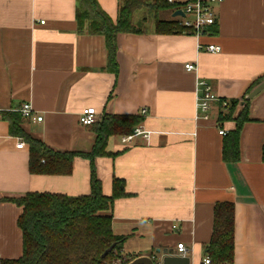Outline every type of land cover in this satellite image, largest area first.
I'll use <instances>...</instances> for the list:
<instances>
[{"label": "crops", "instance_id": "obj_1", "mask_svg": "<svg viewBox=\"0 0 264 264\" xmlns=\"http://www.w3.org/2000/svg\"><path fill=\"white\" fill-rule=\"evenodd\" d=\"M120 1L98 0L113 21ZM76 9L77 0H0V199L34 191L91 193V160L84 156H74L69 174L31 172L29 145L11 132L5 113H19L29 102L42 120L22 116L23 131L53 150L83 153L96 140L94 128L80 123L85 108H95L97 122L107 114L139 115L136 127L147 136L122 141L112 135L111 154L94 158L104 195H112L115 178L123 181L126 195L115 198L108 213L113 231L127 237L124 250L178 254L183 242L190 264H201L215 207L231 202L233 264H264V89L250 99L240 158L223 153L243 98L264 80V0L213 3L216 23L201 35L157 33L155 13L140 10L134 20L143 31L117 36V73L108 66L105 36L79 31ZM174 12L160 10L159 18ZM189 62L195 70L185 68ZM200 79L220 99L239 101L234 117L220 116L228 108L218 101L204 117ZM21 212L16 203L0 201V259L23 253Z\"/></svg>", "mask_w": 264, "mask_h": 264}, {"label": "trees", "instance_id": "obj_2", "mask_svg": "<svg viewBox=\"0 0 264 264\" xmlns=\"http://www.w3.org/2000/svg\"><path fill=\"white\" fill-rule=\"evenodd\" d=\"M176 6L167 0H121L117 19L113 21L98 0H77L76 19L79 31L105 36L108 66L117 73V36L120 33L143 31L140 25L135 24V14L138 11L155 13L154 29L157 33L194 34L178 25V16L165 20L159 18L160 10L175 11ZM211 27L204 32L210 31ZM243 100L245 107L235 118L236 129L223 147L224 157L232 161L240 158V133L243 124L249 119L250 100ZM238 103L237 99L229 100L228 111L221 112L220 116L228 119L234 117ZM4 117L10 121L11 132L29 145L30 170L33 173L69 174L75 155L89 158L91 193L71 196L34 191L19 197L1 198L0 201L14 202L22 208L18 225L22 230L23 253L16 259H0V264H126L138 256L139 254L124 250L127 237L113 231L112 216L108 213L114 199L126 195L123 187L121 189L123 181L115 178L112 195H104L96 174L94 158L111 154L107 151L109 137L131 134L142 122V116L107 114L100 122L87 125L94 128L96 140L92 150L86 153L60 152L49 148L23 131L19 126L22 117L20 112L5 113ZM262 158L264 160V144ZM234 214L235 208L231 202L219 203L215 207L214 231L206 246V255L211 258L212 264H233ZM114 243V248L106 256H102ZM149 255L154 254L152 252Z\"/></svg>", "mask_w": 264, "mask_h": 264}, {"label": "built area", "instance_id": "obj_3", "mask_svg": "<svg viewBox=\"0 0 264 264\" xmlns=\"http://www.w3.org/2000/svg\"><path fill=\"white\" fill-rule=\"evenodd\" d=\"M170 3H175L177 6L176 10H182L184 16H178V25L188 30L192 31L194 34L201 35L210 26L216 23V14L213 9V3L220 2L222 0H167ZM175 10V11H176ZM44 23V21H41ZM206 50L214 52L218 51L219 47L215 45H207ZM185 68L188 70H195L196 65L193 63H186ZM198 91L199 95L197 97V104L199 109L204 113V117L208 118L209 111L212 108L214 102L218 101L221 107L225 108L229 104L228 99H220L217 94L213 91L212 85L204 80L200 79L198 81ZM20 112L23 117L33 118L36 120H42V116L35 113L32 105L29 102L24 103L21 106ZM80 123L83 125H91L98 121L97 112L94 107L85 108L79 117ZM222 135L226 134L224 129L220 130ZM145 134L147 136L148 132H145L141 127H136L134 131L129 135L122 136V141H129L135 135ZM25 143L23 140L19 139L17 143L18 148H23ZM188 252V248L185 243L180 242L177 244V253L185 256ZM201 264H212L211 258L205 255Z\"/></svg>", "mask_w": 264, "mask_h": 264}, {"label": "water", "instance_id": "obj_4", "mask_svg": "<svg viewBox=\"0 0 264 264\" xmlns=\"http://www.w3.org/2000/svg\"><path fill=\"white\" fill-rule=\"evenodd\" d=\"M181 15L184 16L182 10H176L173 16ZM264 89V80L256 85L246 96L248 100L253 99ZM115 246V243L108 247L102 256H106ZM160 255V256H158ZM190 264V258L180 254H168L166 251L157 249L154 255H138L126 264Z\"/></svg>", "mask_w": 264, "mask_h": 264}, {"label": "rangeland", "instance_id": "obj_5", "mask_svg": "<svg viewBox=\"0 0 264 264\" xmlns=\"http://www.w3.org/2000/svg\"><path fill=\"white\" fill-rule=\"evenodd\" d=\"M167 14H168V16L170 17V15H169V12H167ZM142 27H144V24L143 25H141ZM150 27L151 26V24L150 23H148V24H145V27Z\"/></svg>", "mask_w": 264, "mask_h": 264}]
</instances>
